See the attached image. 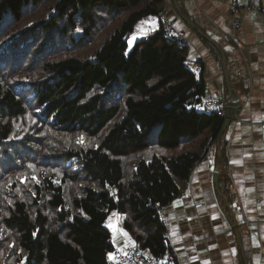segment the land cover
Returning a JSON list of instances; mask_svg holds the SVG:
<instances>
[{
    "label": "trees",
    "instance_id": "16d2710c",
    "mask_svg": "<svg viewBox=\"0 0 264 264\" xmlns=\"http://www.w3.org/2000/svg\"><path fill=\"white\" fill-rule=\"evenodd\" d=\"M176 2L0 0V264H112L114 212L139 246L174 255L156 206L183 195L213 143L231 208L225 118L201 106L189 45L160 18L128 52L169 4L211 39Z\"/></svg>",
    "mask_w": 264,
    "mask_h": 264
},
{
    "label": "crops",
    "instance_id": "0c3cea01",
    "mask_svg": "<svg viewBox=\"0 0 264 264\" xmlns=\"http://www.w3.org/2000/svg\"><path fill=\"white\" fill-rule=\"evenodd\" d=\"M184 2L191 19L211 38H204L175 5L167 6V20L189 40L188 66L197 76L204 75L207 94L229 99L235 91L241 111L224 136L227 161L221 178L230 180L232 190L226 196L231 208L215 183L220 146L213 143L195 166L183 195L165 206L169 243L178 264H264V0H257L259 10L241 12L239 28H234L223 0ZM159 21L156 15L142 20L136 39L156 31ZM234 60L244 79L230 88L225 71ZM117 218L111 226L119 245L132 238L120 231L126 215Z\"/></svg>",
    "mask_w": 264,
    "mask_h": 264
},
{
    "label": "built area",
    "instance_id": "2783aa9c",
    "mask_svg": "<svg viewBox=\"0 0 264 264\" xmlns=\"http://www.w3.org/2000/svg\"><path fill=\"white\" fill-rule=\"evenodd\" d=\"M225 1L230 10V16L233 22L234 28H239L242 24L241 12L243 10L247 11H257L260 6L257 0H223ZM167 7L164 8L159 17L163 20L165 31L168 35L175 37L179 42L188 44V38L182 33L176 30L174 23L168 21L166 18ZM240 44V42H237ZM189 45V44H188ZM229 77L232 83H241L244 79L241 67L237 61H232L229 65ZM233 100L232 97L229 99L225 98L223 94L212 95L207 94L202 101V108L205 110H214L219 114L223 115L225 118L228 105ZM157 212L160 215L163 224L167 226L168 229V217L169 214L165 210V206L158 205ZM170 232L167 231V238L169 239ZM131 239L124 244L115 245L114 248L109 253H115L119 264H178L177 257L174 254L166 253L163 256H155L147 249L139 246L135 241V247H133ZM124 253H127L125 255ZM112 264H116V261L111 259Z\"/></svg>",
    "mask_w": 264,
    "mask_h": 264
},
{
    "label": "water",
    "instance_id": "95a60500",
    "mask_svg": "<svg viewBox=\"0 0 264 264\" xmlns=\"http://www.w3.org/2000/svg\"><path fill=\"white\" fill-rule=\"evenodd\" d=\"M173 1L177 5L176 0H173ZM225 73H226V76H227V80H228L229 86H230V88H232L233 86L231 84L230 77H229V72H228L227 69H226ZM230 97H232L233 100L231 101V103L227 107L223 130H225L231 124L232 120L241 111V100H240L238 94H236V92L234 91L231 94ZM218 179H219V172L216 171V173H215V183H216L217 189H219V191L221 192V190L219 188V180Z\"/></svg>",
    "mask_w": 264,
    "mask_h": 264
},
{
    "label": "snow or ice",
    "instance_id": "6c2138e0",
    "mask_svg": "<svg viewBox=\"0 0 264 264\" xmlns=\"http://www.w3.org/2000/svg\"><path fill=\"white\" fill-rule=\"evenodd\" d=\"M133 39H135V37H133ZM38 110H39V109H37V111H38ZM78 142H79V143H83V137H81V138L78 140ZM234 163H237V162L234 161ZM29 167H33V166H32V165H29ZM22 179L26 180L27 178L24 177V178H22ZM33 179H36V178L33 177ZM37 182H38V181H37ZM17 191H19V189H17ZM33 194H34V193H33ZM8 203H12V201H8ZM109 227H112L111 224H109ZM120 231L122 232V234H123L124 236H128V233H127L125 230L120 229ZM132 245H133V247L136 246L134 241L132 242ZM10 247H14V243H13L12 245H10ZM124 254L127 255V253H124ZM108 255H109V258H110V259H113V260L116 261V264H119V261L117 260V258H116V254H115V253H109ZM206 264H208V262H206Z\"/></svg>",
    "mask_w": 264,
    "mask_h": 264
},
{
    "label": "rangeland",
    "instance_id": "374dc122",
    "mask_svg": "<svg viewBox=\"0 0 264 264\" xmlns=\"http://www.w3.org/2000/svg\"><path fill=\"white\" fill-rule=\"evenodd\" d=\"M133 37H135V39H136L135 34L130 38V43H131V44H130V46H129L128 52L131 51V49H132V44L136 41L135 39H133ZM134 40H135V41H134ZM234 61H236V60H234ZM231 84L233 85L234 88H236V86H237L239 83H232V82H231ZM117 216H118V214H117L116 212L112 213L111 216H110V218H109V224L112 225V223H116V222L118 221ZM110 228H111V230L114 232V228H113V227H110ZM114 237H115V236H114ZM114 244H115V242H114ZM115 245H116V244H115Z\"/></svg>",
    "mask_w": 264,
    "mask_h": 264
}]
</instances>
